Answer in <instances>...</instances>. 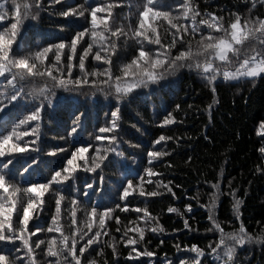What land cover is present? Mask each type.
I'll use <instances>...</instances> for the list:
<instances>
[{
  "label": "trees",
  "instance_id": "trees-1",
  "mask_svg": "<svg viewBox=\"0 0 264 264\" xmlns=\"http://www.w3.org/2000/svg\"><path fill=\"white\" fill-rule=\"evenodd\" d=\"M112 2L120 5L114 9L116 20L112 25L113 30L121 24L127 27L129 23L134 28L138 19L137 5L142 4L143 0ZM160 2L163 5L172 4V0ZM194 2L202 18H207L204 16L205 11L222 16L225 27L235 19L232 14H240L250 19L264 18V2L261 0H256V6L251 13L249 9L252 8V0H194ZM8 3L11 4V0H8ZM42 4L38 19L29 18L25 21L16 46L17 55H24L61 40L70 45L72 36L82 31L84 27H89V24L84 17H63L60 13L66 11L68 7L76 8L77 5L95 7L92 0H61L60 4L42 0ZM161 10L169 9L162 7ZM130 13L131 19H125ZM102 15L106 13H98V16ZM11 22V19L7 22L0 21V30L7 28ZM160 32L163 34L164 28H160ZM199 38L198 34L195 39ZM170 39L171 37L164 42L168 43ZM188 39L191 37L186 36L185 40ZM82 43L87 47V43ZM180 50L181 48L177 47L172 54L176 55ZM79 52L82 53L83 48H79ZM94 54L93 51L86 59L88 72L97 67H106L102 61L98 62L91 58ZM137 54V45L134 41L129 40L126 43L120 39L117 51L111 58L113 73L121 75L120 66L130 62ZM62 59L67 65V58ZM50 63V60H46V64ZM74 64L73 79L82 75L78 56L74 58ZM64 75L67 76L66 70ZM46 80V77L43 80L36 78L26 83L24 93L16 101L9 102L0 96V102L7 105L5 111H0V135L6 130H11L12 125L28 111L33 110L34 106H42L43 119L40 122L39 140L35 145H31L30 142L36 139L35 137L30 134L22 137L24 142L30 144L31 149L39 151L30 150L12 157L13 164L10 167L15 174L8 179L21 189L30 183H46L54 171L65 167L72 152L78 148L93 145L85 154L90 160L89 154L95 151L96 146L107 147L108 141H97L96 136L101 135L99 130L102 127L109 125L112 120L111 112L117 107L114 93L105 95L104 92L93 88L91 83L74 90V86L71 85L67 89L53 87L49 81V91L46 95L50 100H44L43 96L34 99L28 94L29 87H39ZM213 87L215 92L212 91ZM5 91L8 90L3 78H0V92ZM169 112L173 114L175 122L164 126L162 122ZM262 121H264V75L239 82H227L221 77L214 84H209L195 69L180 68L159 84L134 89L121 100L119 126L114 133L104 134L117 136V141L113 145L114 151L109 152L101 168L95 172L85 171L84 161H78L82 166L68 181L63 185L51 186V193H46L45 208L33 223L38 221L45 230L47 229L51 215L55 211V192L59 190L66 198L62 201L66 230L71 224L73 198L79 202L77 220H84L85 223L86 211L91 210L93 202L100 206V210L104 207L115 209L114 218L108 221L110 235L102 236L99 247L93 246V249L82 258L85 264L91 258L97 259L100 264H104L105 261L107 264H168L170 261L179 264V259L194 258V254L185 249V246L190 248L193 244L206 253L203 264H216L211 249L216 247L219 233L209 231L212 225L208 218V205L211 203V194L215 191L212 185L217 181L221 185L219 188L221 195L215 204L214 214L224 231L232 232L238 229L242 220L247 232L253 237L264 234L262 232L264 153L259 151L264 148V130L259 127ZM73 127L77 129L74 133ZM19 131L28 132L29 129L27 126H21ZM161 135L172 139L154 144L153 141ZM56 149L64 151L56 152L55 155L49 154ZM149 151H164L167 155L149 164L147 155ZM32 159L37 161L36 165H32ZM0 161H3L2 157ZM29 166L30 171H25ZM146 167H152L153 172L157 174L153 175L151 180L144 172ZM142 175L143 189L158 191L160 195L154 197L139 195L141 190L139 178ZM128 180H133L136 194L127 199L129 210L121 211L116 209V205L119 204L121 209L125 205V201L120 200V195ZM159 182L168 185L172 192H168L162 186L158 187ZM89 183L93 185V189L85 188V184ZM97 188L100 191L94 190ZM233 190L236 199L242 201L240 220L235 218L236 214L232 208ZM85 192L88 193L87 196ZM189 204L192 208L190 212L185 210V205ZM145 207L153 217L158 218V225L149 223L145 226L143 222H139V226L148 229L159 226L164 230L156 232L146 230L144 240L138 245V251H151L155 253L154 256H141L129 260L131 248L119 241L124 235L125 226L135 227L136 224L129 225V222L137 221L138 215H143L138 214L135 209ZM169 207L178 209L183 215L167 212ZM115 217L120 218L119 225ZM185 220L189 223L188 228L184 226ZM14 223L16 226L19 225L15 217ZM117 227H120L121 231L117 232ZM55 235L59 236V233ZM129 235L135 237L137 234ZM36 238L46 240L49 237L37 233ZM113 241L117 242L116 255L107 247V243ZM83 243L84 241H81V244ZM14 244L15 247L12 243L0 242V249L5 254L16 253L21 244L19 241H15ZM177 245L180 246L179 250ZM43 247L46 248V244ZM100 249L104 250V254L97 257L96 253ZM36 251L38 259L47 264L42 249ZM16 254L20 258L24 256L23 252ZM237 264H264V243L258 244L253 241L238 247Z\"/></svg>",
  "mask_w": 264,
  "mask_h": 264
},
{
  "label": "snow or ice",
  "instance_id": "snow-or-ice-1",
  "mask_svg": "<svg viewBox=\"0 0 264 264\" xmlns=\"http://www.w3.org/2000/svg\"><path fill=\"white\" fill-rule=\"evenodd\" d=\"M52 3L60 4L61 0H51ZM95 7L90 5H77L76 8L68 7L66 11L60 13L63 17H84L89 27H84L82 31L76 32L71 38L70 45L61 40L58 43H49L47 46L39 47L38 50L28 52L24 55L16 54L18 38L23 29L25 21L29 18L37 20L40 10L43 8L42 0H0V21L11 19L12 22L7 28L0 30V78H3L8 91L0 92L9 102L16 101L24 91V85L30 83L36 78L47 80L39 87H29L28 94L34 99L40 96L44 100H50L46 95L49 91L48 82L53 87L68 88L74 86V90H79L84 85L91 83L92 87L104 92L105 95L114 93L117 107L111 112L112 120L107 127H102L99 131L101 135L96 136L97 141L107 140V147L96 146L95 151L90 153L91 159L86 158L93 145L81 147L72 152L63 169L54 171L46 183H30L26 188L21 189L18 185L9 182L8 177L14 176V170L10 167L17 153H24L31 149L28 142L22 140L23 136L32 135L36 139L32 140L31 145H35L40 137L41 121L43 119L42 106H34L33 110L28 111L15 124L11 130H6L0 135V242L12 243L19 241L21 247L16 249V253L23 252V258L16 253L5 254L0 249V264H43L38 259L37 249H42L47 258V264H85L86 256L93 246L99 247L100 238L110 235L108 231V221L113 219L115 209L100 206L93 202L90 211H86L87 222L77 220L78 200H71V224L66 230L64 227V208L62 201L65 197L58 190L55 192V211L51 215V221L45 230L38 221L33 223L39 217L44 208L46 193H51L52 187L63 185L73 174L81 168L78 161H84V170L95 172L100 169L109 152L114 151L113 145L117 141L116 135H104L105 133H114L118 128L119 106L121 100L131 93L134 89L147 88L151 84H159L168 75L174 74L180 68L195 69L209 84H214L219 78L227 82H239L240 80L255 79L264 75V18L255 19L242 17L240 14H232L235 19L225 27L224 17L217 16L214 13L205 11L201 17V12L194 0H172V4L163 5L160 0H143L142 4L137 5L138 19L135 27L129 23L127 27L121 24L113 30V24L116 20L114 9L120 5L112 0H92ZM264 2V0H261ZM175 5V8H173ZM256 0H252V8H255ZM90 7V11H89ZM167 7L168 11L161 10ZM98 13L106 15L98 16ZM131 13L125 19H131ZM90 17V19H89ZM166 22V27H165ZM160 28H164L163 34ZM207 32V34H205ZM199 34V40L195 37ZM186 36L191 39L185 40ZM171 37L170 42L164 41ZM87 38V39H86ZM123 39L126 43L131 40L137 45V55L133 56L130 62L120 66L121 75H115L112 71V55L116 53L119 46V40ZM195 41V43H193ZM87 47H84V43ZM180 47L181 50L173 55V50ZM83 48V52H79ZM91 57L95 61H102L106 67L94 68L91 72L86 70V59L92 52ZM78 56L79 69L81 76L73 79V69L75 67L74 58ZM62 57L67 58V65L63 63ZM50 60V64H46ZM65 70L67 76L65 77ZM59 73L60 75H56ZM215 92V88L212 89ZM9 92L11 94H9ZM179 108V105L176 106ZM7 105L0 102V111H5ZM175 118L171 112L164 118L162 124L167 126L173 124ZM74 124L76 121L73 122ZM21 126H27L28 132H21ZM260 129L264 130V121L260 124ZM76 127L72 132H76ZM71 135V133H69ZM172 139L161 135L154 144H159ZM23 144V146H22ZM64 149H56L49 153L55 155L56 152H63ZM264 153V148L259 149ZM149 164L166 156L164 151H149ZM31 159V157H29ZM32 165L37 161L32 159ZM90 165V166H89ZM31 166L25 169L30 171ZM259 170V169H258ZM144 172L148 174L149 180L153 175L152 167H146ZM101 182L103 176L100 177ZM141 190L139 195L154 197L160 195L158 191H145L143 175L139 178ZM158 187H164L168 192L172 189L166 184L159 182ZM215 190L211 194V203L208 205L209 221L212 227L209 231L218 232L219 239L216 247L211 249L216 264H237V249L246 244L255 241L258 244L264 243V234L253 237L247 232L242 220L238 229L232 232H225L221 223L214 214L215 204L221 195L219 181L212 185ZM86 189H93L92 184H85ZM100 191V189H94ZM132 190V191H130ZM85 192V196H87ZM135 186L133 180H128L123 187L120 200L125 201L124 207L116 205V209L128 211L127 199L134 195ZM173 196L175 195L172 193ZM233 197V211L235 218L241 219L240 206L242 201L236 199L235 190L231 193ZM23 197V198H22ZM26 199V203H25ZM185 210L190 212L191 205H185ZM135 211L143 213L138 215L137 221H130L129 225L136 224L135 227L125 226L124 235L120 238V243L130 247L128 259H138L141 256L152 257L155 253L151 251H138V245L145 238V231H163L159 226L148 229L140 227L139 222L145 226L149 223L158 225V218L153 217L147 207ZM169 213H179L174 207L167 209ZM14 217L19 225L14 223ZM117 224H120V218L115 217ZM185 228L189 227L187 220L184 221ZM86 229V230H85ZM117 232L121 231L117 227ZM264 232V230H262ZM37 233L47 235L49 238L41 240L36 238ZM55 233H59L56 236ZM129 233L137 234L135 237ZM91 234V235H90ZM34 238H36L34 240ZM81 241H84L81 244ZM34 242V246H33ZM107 243V242H106ZM116 241L107 243V247L112 249L113 255L117 254ZM46 244V248L43 247ZM179 250V245L176 246ZM185 249L194 254L193 259H179V264H203V258L206 253L203 249L193 244ZM78 253V254H77ZM104 254L100 249L96 253L97 257ZM135 254V256H133ZM87 264H100V262L91 258ZM104 264H107L105 261ZM168 264H175L170 261Z\"/></svg>",
  "mask_w": 264,
  "mask_h": 264
}]
</instances>
